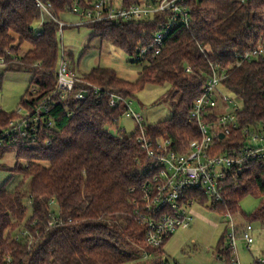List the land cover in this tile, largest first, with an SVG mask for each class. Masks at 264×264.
<instances>
[{"label": "trees", "instance_id": "obj_1", "mask_svg": "<svg viewBox=\"0 0 264 264\" xmlns=\"http://www.w3.org/2000/svg\"><path fill=\"white\" fill-rule=\"evenodd\" d=\"M37 1L50 5L52 15L62 21L75 3L83 0H0V56L11 62L7 51L19 58L24 44L32 46L19 58V64L6 70L32 75L22 102L30 109L55 92L61 50L59 25L38 9ZM143 1L124 0V5L129 8ZM189 5V27H175L159 56L137 62L145 67L135 82L122 80L115 71L104 68L82 75L85 82L102 90V97L52 106L55 129L38 132L34 148L32 142L21 143L19 136L16 145L10 146L5 133L18 116L0 111V144H4L0 160L14 152L16 164L9 173L20 178L13 190L7 189L10 180L0 189V264H6V258L13 264L167 263L164 246L152 249L146 244L145 227L134 214V202L141 198L140 187L146 180V157L137 143L140 129L123 137L118 124L125 108L112 110L108 97L118 95L132 101L147 86L170 88L172 117L145 129L150 139H169L180 149L188 139L198 137L188 118L210 74L209 63L233 66L239 55L264 36V0L246 4L240 0H192ZM42 19L41 35L35 36L34 28ZM165 23L166 15L158 14L145 22L85 27L94 31V38L135 57L139 49L152 43ZM68 55L73 60V55ZM187 68L191 74L186 73ZM222 87L242 101L237 113L242 127L264 122V58L233 66ZM224 196V204L204 196L199 201L227 216L236 215L240 203L254 196L258 210L250 216L241 211L240 217L245 224L263 226L264 164L252 163L246 174L230 176ZM52 205L58 213L52 211ZM53 217L57 223L49 227ZM24 231L30 237L16 241ZM227 232L220 244L223 249H219L223 259L229 258L224 245ZM145 252L151 254V263L144 261Z\"/></svg>", "mask_w": 264, "mask_h": 264}, {"label": "built area", "instance_id": "obj_2", "mask_svg": "<svg viewBox=\"0 0 264 264\" xmlns=\"http://www.w3.org/2000/svg\"><path fill=\"white\" fill-rule=\"evenodd\" d=\"M191 1L144 0L128 8L125 7L124 0H83L73 6L70 15L77 20L70 24L57 20L51 13L50 5L46 6L40 1L36 4L43 14L59 25V35H62L66 27L77 28L101 23L122 26L145 22L158 14H165L164 27L153 36L152 43L139 49L134 57L136 62H144L149 57L162 53L175 27H189ZM247 1L240 0L242 4ZM40 25L43 27L42 21ZM34 35L40 36L41 33L35 30ZM6 54L11 56L12 61L8 62L5 57L0 56V68L7 70L10 65L19 64V58L8 51ZM262 58L264 36L259 38L255 46L239 55L233 66L239 68L244 63ZM73 63L68 53L62 49L55 92L33 109L23 105L19 107L15 112L18 118L10 123L5 133V137L11 140L10 146L16 145L15 137L19 136L21 143L32 142L30 147L34 148L38 132L42 133L43 128L53 131L55 128L50 113L55 104L68 101L79 104L92 97H102L100 88L78 77ZM233 66L209 63L210 74L204 82L202 93L194 101L188 118L198 137L188 139L180 149H176L169 139H150L141 123L143 119L133 112L131 101L118 95L110 94L108 97L112 110L124 107L123 115L134 116L139 124L140 135L137 143L146 157L143 169L146 180L140 187L141 198L134 202V214L145 227V242L152 249L162 248L179 229L191 226L195 216L193 209L201 205L199 200L202 196L207 197L210 202L224 204L229 177L246 174L251 170L252 163L264 164V122L256 127H242L237 118L242 101L235 95L233 98L226 96L222 87ZM186 73L191 74V68H187ZM231 104L233 109L223 112V106L228 107ZM3 146L1 143L0 147ZM234 216L230 213L226 216L229 219L226 237L229 258L223 259L219 256L221 264H241L239 244L245 243L248 247L254 244L253 226L237 225ZM56 223L53 217L49 227ZM29 235L28 231L20 232L14 239L19 241L21 238L30 237ZM151 257V254L144 253L145 260ZM5 263L13 264L10 258H6ZM253 264H264V256L256 259Z\"/></svg>", "mask_w": 264, "mask_h": 264}, {"label": "rangeland", "instance_id": "obj_3", "mask_svg": "<svg viewBox=\"0 0 264 264\" xmlns=\"http://www.w3.org/2000/svg\"><path fill=\"white\" fill-rule=\"evenodd\" d=\"M76 20V17L67 15L62 22L70 24ZM34 29L36 32H41L43 27L39 23ZM94 36V31L86 27H66L63 29L62 35H59L61 50L73 55V69L78 77L81 78L82 75L95 68H104L115 71L122 80L135 82L145 64L137 63L134 57L107 42L94 38ZM31 49V45L24 44L18 53L19 58ZM31 80L32 75L29 73L7 72L6 69L0 68V109L3 112L12 114L22 106L23 100H26ZM225 95L233 98L229 92H225ZM172 96L170 88L167 86H147L131 101L133 112L143 119L141 123L145 128L167 121L173 115ZM240 105L241 108L242 104ZM223 107V112H228L234 106L231 104L228 107ZM138 125L134 116L125 114L121 117L118 128L123 137H128L137 131ZM22 163L24 162L22 161ZM15 164L16 155L14 152L5 154L0 160V189L7 180H10L7 189L13 190L20 180L16 176L10 177L9 170L14 168ZM209 206V204L196 206L193 209L195 216L191 226L179 229L164 245L163 258L167 261L166 264H221L218 259L221 256L219 249H223L220 244L225 236L229 219L220 213L209 210ZM240 207L241 210L237 211L234 217L236 224L242 226L245 223L240 217L242 216L241 211L248 216L255 214L259 208V201L254 196H248L240 203ZM52 211L58 213L57 206L52 205ZM252 226L254 228V244L250 247L245 243L239 244L238 254L241 264H253L256 259L263 257L264 225L254 223ZM224 245L227 243L225 242ZM151 260V258L144 259L148 263H151Z\"/></svg>", "mask_w": 264, "mask_h": 264}, {"label": "crops", "instance_id": "obj_4", "mask_svg": "<svg viewBox=\"0 0 264 264\" xmlns=\"http://www.w3.org/2000/svg\"><path fill=\"white\" fill-rule=\"evenodd\" d=\"M242 244H243V243H242ZM242 244H241V245H242Z\"/></svg>", "mask_w": 264, "mask_h": 264}]
</instances>
